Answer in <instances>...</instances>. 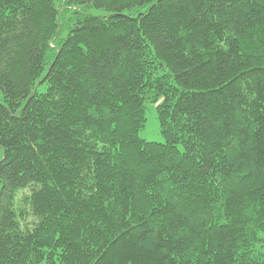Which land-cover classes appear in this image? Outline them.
<instances>
[{
    "label": "trees",
    "instance_id": "16d2710c",
    "mask_svg": "<svg viewBox=\"0 0 264 264\" xmlns=\"http://www.w3.org/2000/svg\"><path fill=\"white\" fill-rule=\"evenodd\" d=\"M0 151V264H264V0H0Z\"/></svg>",
    "mask_w": 264,
    "mask_h": 264
},
{
    "label": "rangeland",
    "instance_id": "374dc122",
    "mask_svg": "<svg viewBox=\"0 0 264 264\" xmlns=\"http://www.w3.org/2000/svg\"><path fill=\"white\" fill-rule=\"evenodd\" d=\"M94 15H103L104 13L91 9L90 12ZM147 122L145 128L140 132V137L148 142L164 143L165 140L161 134L160 124L157 117L156 108L152 105H148L146 109ZM2 158V152L0 151V159Z\"/></svg>",
    "mask_w": 264,
    "mask_h": 264
}]
</instances>
